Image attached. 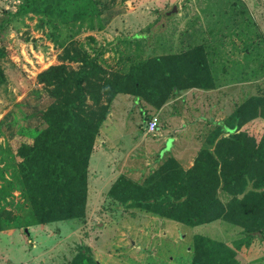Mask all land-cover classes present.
I'll return each instance as SVG.
<instances>
[{
    "label": "rangeland",
    "instance_id": "rangeland-1",
    "mask_svg": "<svg viewBox=\"0 0 264 264\" xmlns=\"http://www.w3.org/2000/svg\"><path fill=\"white\" fill-rule=\"evenodd\" d=\"M25 1L0 0V43L7 51L0 60L6 76L0 84V264H72L82 246L99 264H191L197 234L234 250L240 264H264V241L242 244L234 225L190 227L126 209L110 195L120 176L142 182L168 159L193 167L216 130L209 121L229 120L246 100L262 99L264 113V0H35L20 13ZM72 42L119 74L202 46L215 87L181 90L160 108L118 95L90 159L86 217L37 225L13 145L18 134L41 126L33 115L52 99L38 76L66 63ZM154 118L159 124L150 132ZM181 125L187 128L179 132ZM242 131L263 135L264 115Z\"/></svg>",
    "mask_w": 264,
    "mask_h": 264
},
{
    "label": "trees",
    "instance_id": "trees-1",
    "mask_svg": "<svg viewBox=\"0 0 264 264\" xmlns=\"http://www.w3.org/2000/svg\"><path fill=\"white\" fill-rule=\"evenodd\" d=\"M26 0L20 13L33 7ZM144 35H138V37ZM7 51L0 43V60ZM62 62L41 72L38 83L52 102L33 115L41 126L18 134L13 145L24 193L37 225L81 220L89 198V165L96 139L118 95L130 94L160 108L181 90L215 87L204 47L149 58L126 74L110 72L75 42ZM6 76L0 65V84ZM262 99L250 98L227 121L209 124L193 167L168 159L142 182L120 176L110 195L126 209H138L190 227L224 221L241 229L242 244L264 241V134L242 128L262 113ZM0 216V232L4 230ZM241 244V245H242ZM82 246L72 264H99ZM89 252V253H88ZM222 243L195 235L191 264H240Z\"/></svg>",
    "mask_w": 264,
    "mask_h": 264
},
{
    "label": "built area",
    "instance_id": "built-area-1",
    "mask_svg": "<svg viewBox=\"0 0 264 264\" xmlns=\"http://www.w3.org/2000/svg\"><path fill=\"white\" fill-rule=\"evenodd\" d=\"M158 124H159L158 119L154 118V119L152 120V122L150 123V126H149V130H150V132H154V131H156V129H157V127H158Z\"/></svg>",
    "mask_w": 264,
    "mask_h": 264
},
{
    "label": "water",
    "instance_id": "water-1",
    "mask_svg": "<svg viewBox=\"0 0 264 264\" xmlns=\"http://www.w3.org/2000/svg\"><path fill=\"white\" fill-rule=\"evenodd\" d=\"M172 12L175 13V12H176V9L174 8ZM186 128H187V126L182 125L180 128L177 129V131L181 132V131H183V130L186 129ZM102 146H103L105 149H107L105 143H102Z\"/></svg>",
    "mask_w": 264,
    "mask_h": 264
},
{
    "label": "crops",
    "instance_id": "crops-1",
    "mask_svg": "<svg viewBox=\"0 0 264 264\" xmlns=\"http://www.w3.org/2000/svg\"><path fill=\"white\" fill-rule=\"evenodd\" d=\"M216 122H217V121H216ZM104 124H107V121H106ZM181 126H182V125H181ZM181 126H180V127H181ZM180 127H178V128H180ZM175 139H176V137H175ZM175 139H174V140H175ZM102 143H105V144H106V142H105V141H103ZM190 164H191V162H190ZM189 166H190V165H188V167H187V168H189ZM149 174H150V173H149ZM144 178H145V177H144ZM53 224H54V223H53Z\"/></svg>",
    "mask_w": 264,
    "mask_h": 264
}]
</instances>
